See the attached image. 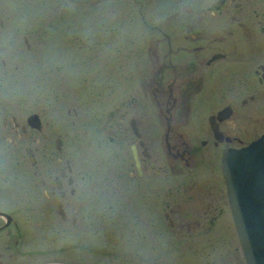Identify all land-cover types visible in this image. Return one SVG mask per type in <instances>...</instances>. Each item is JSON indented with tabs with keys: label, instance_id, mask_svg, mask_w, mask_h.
Returning <instances> with one entry per match:
<instances>
[{
	"label": "flooded vegetation",
	"instance_id": "1",
	"mask_svg": "<svg viewBox=\"0 0 264 264\" xmlns=\"http://www.w3.org/2000/svg\"><path fill=\"white\" fill-rule=\"evenodd\" d=\"M136 2L141 9L152 6L150 12L139 11L148 27L140 31L142 36L117 48L124 51L128 46L126 60L131 61L132 72L128 78L139 83L142 91L136 88L126 97L117 94L113 103L102 108L100 128L117 161L115 165L108 162V168L116 170L115 176L106 177L101 204L93 201L88 187L90 165L82 142L90 130L80 128L89 119L86 112L80 114L73 107L70 155L63 151L55 120H43L37 114L30 121L33 112L24 121L11 112L1 117L0 144L5 139L13 147L21 145L26 158L0 154V264L88 260L98 210L107 218L105 225L126 215L125 207L132 208L127 215L135 212L129 222L140 224L143 212L153 225L159 175H180L182 185H192L190 177L204 182L190 218H174V207L165 213L172 226L203 224L208 229L216 225L217 234L208 236L209 242L232 238V224L226 213L222 215L224 204L230 209L228 199L220 197L223 191L228 196L222 160L227 149L247 145L264 134V0ZM3 12L0 30L8 27ZM121 28L117 27L118 34ZM85 40L91 50L90 32H85ZM25 41L28 46L26 37ZM1 64L5 66V58ZM120 72L124 77L123 67ZM78 129L83 137L76 133ZM199 162L211 163L209 173L219 177L220 195H212L211 177L201 179L205 172L197 167ZM140 185L149 191L141 207L121 203L123 193L135 194Z\"/></svg>",
	"mask_w": 264,
	"mask_h": 264
},
{
	"label": "rangeland",
	"instance_id": "2",
	"mask_svg": "<svg viewBox=\"0 0 264 264\" xmlns=\"http://www.w3.org/2000/svg\"><path fill=\"white\" fill-rule=\"evenodd\" d=\"M0 10L4 11L8 23L6 29L0 30V122L5 112H11L21 121L30 112H36L43 120H55L64 140L63 151L65 155H70L73 107L80 114L86 112L89 119L80 128L90 130L87 141L82 142L87 145L85 157L90 165L88 187L91 188L93 201L101 204L107 190L106 177L115 176L116 169L108 168V162L115 165L117 161L112 155L113 148L100 128L103 122L102 108L113 103L117 94L124 93L126 97L136 88L142 91L139 83L128 78L132 74L129 67L131 61L126 60L128 46L124 51L117 47L119 43L128 45L132 42L131 38L137 39L140 31L146 30L148 24L143 22L139 11L150 12L152 6L146 5L141 9L136 0H3ZM120 26L122 28L118 34L117 27ZM86 31L91 33V50L85 46ZM75 33L76 40L73 38ZM1 58H5V66L1 64ZM122 67L124 77H121ZM76 133L83 137L80 129ZM156 144L155 151L159 155L161 148L158 142ZM10 152L11 155L26 158L21 145L13 147L4 139L0 144V154L7 156ZM124 152L127 167L130 168L132 160L127 148ZM28 163L30 166L29 160ZM210 165L199 162L197 167L204 169L205 179L202 180L211 177V182L215 184L211 185L215 188L212 195H220L219 177L209 173ZM190 179L192 185H182L180 175L168 174L166 178L159 175L154 194L155 225L148 223L143 212L140 224L129 222L135 213H129L128 217L127 213L132 210L130 207L122 211L126 215L120 217L121 220L114 217L109 219L108 225L103 223V219L107 218L101 211H95L92 252L88 260L77 259L75 263L247 264L231 207L229 209L227 203L223 205L222 215L226 213V219L232 224L230 239L226 237L209 242L208 236L217 234L216 225L206 229L203 224L190 227L170 224L165 216L166 212H170V207L175 208V213H172L174 218L186 219L195 214V210L190 208H193L194 202H198L196 193L204 182L197 177ZM110 180L113 183L115 178ZM108 190L112 193L110 188ZM143 190L140 185L135 194L123 193L121 203L138 207L144 202L143 197L147 199L149 194L146 188ZM113 195L116 197L119 194ZM220 197L229 202L224 191ZM61 258L65 259L63 256Z\"/></svg>",
	"mask_w": 264,
	"mask_h": 264
},
{
	"label": "water",
	"instance_id": "3",
	"mask_svg": "<svg viewBox=\"0 0 264 264\" xmlns=\"http://www.w3.org/2000/svg\"><path fill=\"white\" fill-rule=\"evenodd\" d=\"M33 112L29 118H37ZM222 172L247 264H264V134L224 152Z\"/></svg>",
	"mask_w": 264,
	"mask_h": 264
}]
</instances>
